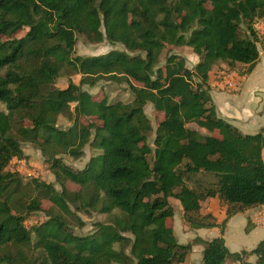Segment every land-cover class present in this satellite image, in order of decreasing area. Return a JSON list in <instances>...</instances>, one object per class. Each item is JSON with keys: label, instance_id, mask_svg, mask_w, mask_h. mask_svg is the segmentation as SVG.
Instances as JSON below:
<instances>
[{"label": "trees", "instance_id": "obj_1", "mask_svg": "<svg viewBox=\"0 0 264 264\" xmlns=\"http://www.w3.org/2000/svg\"><path fill=\"white\" fill-rule=\"evenodd\" d=\"M263 19L264 0H0V264H21L8 248L23 258L21 249L32 245L40 264H185L196 243L205 245L201 264H249L252 255L264 264V239L231 253L223 238L230 217L264 207V135H243L220 119L209 94L215 64L241 76L253 70V25ZM77 35L124 50L75 56ZM178 47L199 58L192 69L175 54L161 65L165 50ZM64 69L80 81L55 88ZM100 80L124 83L131 101L93 99L83 86ZM147 105L163 114L152 145ZM60 117L70 121L67 129L58 127ZM21 142L40 150L60 191L33 179L36 197L20 192L8 167L24 159ZM86 147L94 155L81 170L58 158L79 159ZM203 174L216 179L213 186L188 185ZM65 181L81 189L68 191ZM215 197L228 205L220 224L199 214L201 202ZM170 199L180 202L189 229L218 227L220 237L179 244ZM42 200L60 213L26 228ZM71 209L106 219L79 236L62 217Z\"/></svg>", "mask_w": 264, "mask_h": 264}, {"label": "rangeland", "instance_id": "obj_2", "mask_svg": "<svg viewBox=\"0 0 264 264\" xmlns=\"http://www.w3.org/2000/svg\"><path fill=\"white\" fill-rule=\"evenodd\" d=\"M26 33L24 29L21 32L15 34V38H21ZM111 50H124L121 45H110L106 41L93 44L90 43L84 36L77 35L76 45H75V56L89 57V56H98L106 54ZM168 54H175L185 59L186 66L192 69L198 62L199 58L193 54L191 49L187 47H178V48H168L165 50L161 57V65L163 64L165 57ZM69 81L79 83L80 76L74 72L64 69L59 77L56 79L54 87L61 89L66 87ZM83 89L87 90L95 100H102L106 98L109 102L121 101L124 103L131 101V94L127 86L123 84L112 83L107 80H100L94 87L89 88L88 86H83ZM0 111H5L4 105L0 104ZM145 114L150 120L152 126V133L149 135L148 143L152 145L154 140V133L158 124L163 120V114L156 112L151 105L145 107ZM24 126H29L28 121H24ZM82 123H86L85 120H82ZM57 125L60 129H67L71 124L70 121L65 117L58 118ZM194 127V126H193ZM21 149L24 154V159L22 160H13L8 167V171L14 172L19 175L23 187L20 192L23 195H27L28 198H35L36 193L30 188L31 180L36 179L39 182H43L48 185H52L55 190L60 191L61 187L57 183L55 176L50 170V164L45 157L41 154L40 150L37 149L34 145L28 142H21ZM94 155V151L90 147L84 149V154L79 159H73L67 154H61L58 158L67 166L71 167L73 170H81L84 168L87 161ZM216 182V179L212 175H196L188 179L189 186H202V188H209L213 186ZM64 187L71 192H77L81 188L79 185L74 184L70 181L64 182ZM175 199H171L174 203ZM180 203V202H179ZM60 213L58 209L48 200H42L41 202V211L31 214L25 220L24 225L26 228H32L35 225H39L48 220V213ZM261 213V212H260ZM264 216V208L262 209ZM64 221L69 227V231L73 232L79 236L90 235L95 231V224L98 222L105 221L106 217L104 215H99L96 213H83L76 212L71 209V214L62 215ZM257 220V219H256ZM262 222V221H260ZM259 222V223H260ZM130 237L129 234H125ZM196 248V247H195ZM8 251L12 256L21 260V264H40L42 261V256L40 253L34 249L33 245L21 249L22 257H20L15 249L8 248ZM38 254L40 258H38Z\"/></svg>", "mask_w": 264, "mask_h": 264}, {"label": "crops", "instance_id": "obj_3", "mask_svg": "<svg viewBox=\"0 0 264 264\" xmlns=\"http://www.w3.org/2000/svg\"><path fill=\"white\" fill-rule=\"evenodd\" d=\"M260 21L264 22V19ZM257 37L259 51L257 64L245 76H241L235 71L241 77L239 91L230 92L222 87L221 74L229 70L234 71L229 69L225 63L215 64L209 72V94L217 116L238 129L243 135H255L259 132H263L264 135V37L259 35ZM262 158L264 161V148ZM174 201L173 203L170 199V204L174 210L170 227L179 244L193 243L197 239L208 242L220 237L221 233L218 227L189 229L184 220L181 204L177 200ZM263 208L249 210L246 213H238L230 217L224 227L223 238L231 253L249 252L264 239V225L258 224L255 220V215L262 212ZM227 209L228 205L219 198H207L201 202L199 214L201 216L209 215L216 224H220L226 219ZM248 223L250 227L246 231ZM204 247L203 243L193 245L185 264H201ZM247 262L255 264L256 256H250ZM224 264L239 263L226 261Z\"/></svg>", "mask_w": 264, "mask_h": 264}, {"label": "built area", "instance_id": "obj_4", "mask_svg": "<svg viewBox=\"0 0 264 264\" xmlns=\"http://www.w3.org/2000/svg\"><path fill=\"white\" fill-rule=\"evenodd\" d=\"M253 27L257 35L264 37V22H261L260 20L256 21ZM221 85L225 90L237 92L241 86V77L235 71H225L221 74ZM255 218L257 219L255 220L258 222V224L264 225V216L262 212L256 214Z\"/></svg>", "mask_w": 264, "mask_h": 264}]
</instances>
